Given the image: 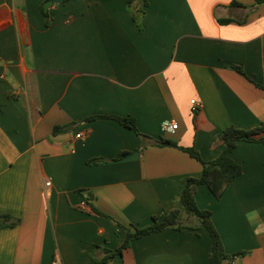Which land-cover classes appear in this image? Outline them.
<instances>
[{"label": "crops", "instance_id": "1", "mask_svg": "<svg viewBox=\"0 0 264 264\" xmlns=\"http://www.w3.org/2000/svg\"><path fill=\"white\" fill-rule=\"evenodd\" d=\"M46 1L0 0V213L19 219L0 229V264H209L205 227L166 228L93 262L124 243L119 223L178 208L195 224L180 197L203 165L177 146L141 148L117 119L87 117L131 115L141 132L214 159L228 125L264 126V2L149 0L141 27L129 0ZM166 120L179 127L164 130ZM229 155L242 174L219 198L206 184L195 197L225 251H245L223 264H264V143L241 140Z\"/></svg>", "mask_w": 264, "mask_h": 264}, {"label": "trees", "instance_id": "2", "mask_svg": "<svg viewBox=\"0 0 264 264\" xmlns=\"http://www.w3.org/2000/svg\"><path fill=\"white\" fill-rule=\"evenodd\" d=\"M264 0H255L256 4L263 3ZM149 3V0H129L128 7L133 12L134 20L142 27V20L146 14L145 6ZM233 5H242L238 0L232 2ZM43 11L46 13L47 10L44 8ZM232 18H223L221 22L231 21ZM239 72L250 78L246 72L243 70V67L240 65L234 66ZM251 79V78H250ZM252 80V79H251ZM98 117H111L117 119L123 125L135 129L138 134L143 139V146L147 144L146 140L149 143L156 145H171L177 146L181 149L189 152L193 157L197 158L202 162L203 169L202 174L197 176H190L187 178L185 186L181 194V201L185 206L189 215L196 219L195 224H190L187 222L180 221L178 218L180 210L178 208L172 209L170 212L165 213L164 215H155L153 217V222L149 225L137 227V226H125L122 223V226L126 228L127 235L124 243L115 249H103L105 255L102 258H96L93 256V262H106L109 258L117 255L123 254L124 250L131 246L132 242L135 239L141 238L143 236L162 231L166 228L174 229H200L207 228L212 236L213 244L212 250L210 253L209 264H223L226 259H233L237 255H243L245 251L239 253H227L224 248L223 240L219 231L217 230L215 224L212 220V210L206 208H200L197 203L195 193L198 185L206 184L211 192L216 197H221L226 188L230 183H232L239 175L243 172L242 164L234 160L230 155V151L237 146L238 142L243 141H256L264 143V126H258L254 128H242L235 125H228L224 128L222 133L223 141V150L222 152L211 160H205L201 156L200 152L194 147H185L179 145L176 141L160 137L155 139L143 132H141L137 126V121L134 116H118V115H93L87 117V120H91ZM67 128V125H56L54 127V132H58ZM130 151H122L117 158H122L126 156ZM103 160L102 158H93L89 160V163H97ZM96 212L105 215L98 208H95ZM19 221L18 218L13 217L8 213H0V229L6 226H13Z\"/></svg>", "mask_w": 264, "mask_h": 264}, {"label": "built area", "instance_id": "3", "mask_svg": "<svg viewBox=\"0 0 264 264\" xmlns=\"http://www.w3.org/2000/svg\"><path fill=\"white\" fill-rule=\"evenodd\" d=\"M197 102L198 101L196 99L192 100V103L194 105H197L198 104ZM194 109H196V107ZM162 127L166 131H175L179 127V124L176 121L166 120V121L163 122ZM76 136L77 137H82V136H84V133L82 131H80L79 133L76 134ZM50 185H51V181L50 180L45 181V186L46 187H49ZM82 204H86V202L83 201ZM52 264H60V262H59L58 259H54Z\"/></svg>", "mask_w": 264, "mask_h": 264}, {"label": "water", "instance_id": "4", "mask_svg": "<svg viewBox=\"0 0 264 264\" xmlns=\"http://www.w3.org/2000/svg\"><path fill=\"white\" fill-rule=\"evenodd\" d=\"M60 1H62V0H47L45 2V8H49L50 5H52L53 3H57V2H60Z\"/></svg>", "mask_w": 264, "mask_h": 264}, {"label": "rangeland", "instance_id": "5", "mask_svg": "<svg viewBox=\"0 0 264 264\" xmlns=\"http://www.w3.org/2000/svg\"><path fill=\"white\" fill-rule=\"evenodd\" d=\"M201 208V207H200Z\"/></svg>", "mask_w": 264, "mask_h": 264}]
</instances>
